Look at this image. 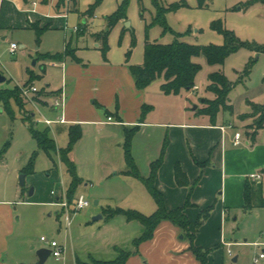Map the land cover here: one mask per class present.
I'll return each instance as SVG.
<instances>
[{"label":"rangeland","instance_id":"374dc122","mask_svg":"<svg viewBox=\"0 0 264 264\" xmlns=\"http://www.w3.org/2000/svg\"><path fill=\"white\" fill-rule=\"evenodd\" d=\"M59 1L16 0L15 3L24 8V11L15 12L18 13V19L11 25L0 28V73L6 77L5 81L0 82V90L12 88L16 84H21V87L31 84L39 90L38 93H31L30 97L21 94L27 114H35L30 119L24 118V110L14 100L8 106L0 102V199L12 201L17 209L16 217L22 214V221L17 226L20 235L16 236V232V237L11 239L10 251L6 257L9 260H19L21 264H40L38 250L48 247L41 240L42 236L49 241H58L63 247L60 258L50 254L44 264H76L75 255L85 261H89L92 256L114 259L118 256L117 246L128 251L134 250L133 240L143 233L144 227L137 220L127 222L123 215L113 219H107L104 215V218L98 220H94V217L102 215L107 207L136 209L146 215L155 212H143L136 205L135 199L127 198L131 192L137 193V185L142 189L146 186L138 179L132 177V180L121 165L116 163L111 167L113 161H116L114 155L117 153H110V157L103 158L100 151H85L82 147L77 148L75 153L78 159L77 162L74 160L82 182L75 187L70 200L67 190L71 176L66 164L58 154L42 150L33 137L32 125L42 129L45 127L44 120L50 116L51 108L48 107L54 98L48 97L47 83H51L50 88L53 89L62 85L61 69L49 65L56 59H45L43 56L63 53L65 42L69 40H72L71 49L75 52L76 48L73 47H77L82 56L93 53L101 55L102 52L95 48L93 35L107 30L106 17L114 13L125 0H102L95 7L94 15L85 16L86 18L83 17L84 13L97 0H64L57 7ZM33 2L37 3L36 6ZM176 2H186L187 6L166 14L167 24L172 31L164 32L159 23H152L157 15L154 0H127L126 19L119 20L111 30L107 55L112 53L126 56L130 50L129 61L140 65L144 61L147 36L150 41L170 43L175 39L174 32L185 33L179 38L189 43L222 45L225 43L224 36L211 28L212 21L221 19L225 27L245 44L231 53L224 64L210 65L203 54L195 57L194 61L200 63L202 69L197 75L195 88L187 93L182 91V101L184 98L187 100L189 118L190 115L193 117V113L205 107L203 99L215 98V94L207 88L208 76L211 72L221 71L232 85L228 95L232 110H225L224 118L244 129V119L250 118H241V115L250 114L252 104L264 105V0H209V6L205 8L199 7V0H157V3L164 6ZM33 7L44 14L68 12L63 19L40 18L30 23L28 17L31 20L33 15L27 11ZM35 22L38 25L32 26ZM75 26L80 27L78 32L74 30ZM2 35H7V39L3 40ZM11 43L18 45L15 53L10 51ZM34 61L37 62L36 65ZM42 63L46 70L42 69ZM30 70L34 72V79L25 83L31 79ZM153 85L156 87L157 84ZM68 142L60 141V145L56 144L58 147H66ZM24 169L30 171L25 173ZM22 173L26 175L25 185L20 183ZM61 196H64L63 200L67 197L70 212L56 204L57 197ZM81 196L90 205L75 209ZM99 199L100 203H96ZM139 206L149 210L144 204ZM252 223H255V227L254 231L251 227L248 228L249 236L255 237L259 227L258 237L264 238V224ZM31 247L35 248L33 252ZM263 248L264 246H248L242 253L240 262H233L232 258L230 262L259 264L255 262V258L264 253ZM130 261V264H135V258Z\"/></svg>","mask_w":264,"mask_h":264},{"label":"crops","instance_id":"0c3cea01","mask_svg":"<svg viewBox=\"0 0 264 264\" xmlns=\"http://www.w3.org/2000/svg\"><path fill=\"white\" fill-rule=\"evenodd\" d=\"M15 2L16 0L0 1V28L11 25L16 21L18 13L24 11ZM33 9L34 7L27 11L33 15L31 20L28 17L30 23L40 18L55 20L64 17L54 16L55 14L47 16L48 13H39ZM7 37L2 35L3 40ZM94 40L95 48L102 52L101 43L95 38ZM73 48H76L75 54L79 60L66 56L49 63L50 66L61 69L62 85L53 89L50 88L51 83H47L49 90L46 92L49 98L64 95L65 105L58 109L48 107L51 110L46 119L54 122L48 125L44 121L45 127L42 129L52 131L50 135L60 145V141H69V127L80 125L82 137L70 153L73 161L77 162L75 152L82 147L85 151H100L103 158L110 157V153H117L118 155H114L116 161H113L111 167L117 163L126 170L125 132L126 129L138 126L133 138L132 154L145 177L150 174L151 163L160 156L164 140L168 137V146L157 172L155 187L163 195L168 209L183 206L190 197L191 206L186 209L190 220L189 229L191 233H195L197 245L210 249L208 264H232L230 258L233 262H240L242 253L248 246H264V238L258 237L259 227L255 237L248 233L249 227H255L252 222L264 224V206L255 207L249 212L243 208L246 179L264 171V127L252 138L246 132V126L252 123L254 117L244 119V129L234 121L225 120L224 112L218 114L215 124L211 123L209 116L198 114L197 111L189 118L187 100L184 98L182 101L184 93L164 94L161 79L145 89L136 86L130 70L132 63L128 61L127 53L126 56L111 53L105 59L103 53L82 56L77 47ZM36 63L35 61L34 65ZM41 66L46 70L44 63ZM33 74L30 70V78ZM155 83L156 87L153 85ZM20 85L15 86L21 87ZM144 105H151L152 108L142 116ZM62 116L65 121H57ZM109 116L113 120L109 121ZM53 124H56L55 127H52ZM237 132L242 133L240 145H235ZM177 163L187 173L188 185H178L175 173ZM130 177L138 179L132 175ZM137 189L136 194L131 192L127 198L135 199L136 205L143 212H154L157 205L148 189H142L140 185H137ZM100 201L101 199L97 202ZM141 202L149 210L140 208L139 205H143ZM208 209L211 214L198 225L199 218ZM16 213L17 209L11 200L0 199V264H21L19 260H9L6 257L10 251L11 239L20 235L17 226L22 221V214L16 217ZM181 235L184 237L181 238ZM189 246L190 240L182 229L164 220L156 228L154 237L143 242L139 253L130 257L126 264H130V260L134 258L135 264H202ZM30 250L33 252L35 248L31 247ZM262 250L264 252V248ZM77 258L80 257L75 255L76 264ZM257 263L264 264V258H260Z\"/></svg>","mask_w":264,"mask_h":264},{"label":"trees","instance_id":"16d2710c","mask_svg":"<svg viewBox=\"0 0 264 264\" xmlns=\"http://www.w3.org/2000/svg\"><path fill=\"white\" fill-rule=\"evenodd\" d=\"M102 0H97V2L91 5L84 16H93L95 7ZM155 1L157 7V15L153 19L152 23H159L163 27L164 32L172 31L166 21V14L178 10L181 6H187L186 2H176L171 3L168 6L160 5ZM209 0H199V7H208ZM127 0L119 5L117 10L111 15L106 17L107 20V30L99 33H95L94 38L101 43L102 53L105 59H107V52L109 49L108 37L119 20L126 19V7ZM64 3V0H60L57 7H60ZM38 22L32 23V26H37ZM211 28L215 31L221 33L225 38V43L222 45L208 44L199 45L189 43L187 41L181 40L179 37L185 35V33L174 32L175 39L170 43H161L158 41H150L148 36L145 43L144 49V61L140 65L131 64L130 70L134 77L136 86L139 89H145L154 81L161 79L162 85L161 89L164 94L170 95L180 94L184 91H191L195 88L196 78L202 69V65L194 61L195 57L204 55L208 64L218 65L224 64L226 58L233 52L238 51V49L245 44L241 41L233 31L226 28L224 22L219 20H214L211 23ZM130 50L127 52V59L129 61ZM66 56H71L72 58L79 60L73 49H71V41L67 42L65 50L63 53L58 54H48L44 55L43 58L52 59H63ZM34 74L31 79L27 82H31L34 79ZM209 85L208 90L215 94V98L208 99L205 98V107L198 109V114H204L209 116L212 124L217 121L218 114L224 112L225 110H232V106L228 103V95L231 91L232 85L228 81L226 75L221 71L211 72L208 76ZM22 92L19 86L14 88H6L0 90V102L5 106L10 105L11 100H14L20 107L24 110V118L30 119L32 114L28 113L24 106V99L21 96ZM152 108L151 105H144L142 116L148 113V110ZM252 112L247 115H241V118L254 117V122L246 126V132L255 138L257 131L264 127V105L263 104H252ZM32 134L36 139L39 147L46 151L47 153H56L60 156L61 160L66 164L67 171L71 176V182L67 190V197L71 200L75 187L82 182L79 177L75 162L70 158V153L73 150L75 144L82 137V129L80 125H71L69 127V142L66 147H58L54 138L50 135V130L39 129L32 125ZM139 129L135 126L130 129H126L125 132V158L127 163V169L125 172L143 181L146 188L154 198L157 209L154 213L146 215L136 209H125L121 207H107L103 211V215L107 218H113L117 215H123L128 221H139L143 227V233L133 240L134 250L128 251L123 248L117 247L118 256L114 259H99L91 258L89 261L81 260L77 258V264H126L132 255L139 253L140 245L152 239L155 234L156 228L161 224L162 221L167 220L176 226L180 227L184 232L185 236L190 240L189 249L195 255V257L202 263L208 264L210 249H205L195 243V233H191L189 226L190 220L186 213V209L191 206L190 197L187 198L185 204L181 207L175 209H168L163 195L155 187V179L160 166L163 163L166 148L168 146V137L165 138L160 156L151 163V172L149 176H143L134 160L132 154V143L133 138ZM199 163V162H198ZM30 169H24L23 172L27 173ZM176 180L178 185L185 186L189 184V178L182 166L177 163L175 166ZM262 175L260 179L256 177H248L245 181L244 186V210L251 211L255 207L264 206V194H263V183H264V171H261ZM69 200V201H70ZM210 215V209L203 212L202 216L199 218L198 223L200 224L202 220L206 219Z\"/></svg>","mask_w":264,"mask_h":264},{"label":"built area","instance_id":"2783aa9c","mask_svg":"<svg viewBox=\"0 0 264 264\" xmlns=\"http://www.w3.org/2000/svg\"><path fill=\"white\" fill-rule=\"evenodd\" d=\"M36 4H37L36 2H33L34 6H36ZM33 10H35V7H34ZM67 12L63 11V12H61L59 14L56 13L54 16H64V17H66ZM47 16H53V15L47 14ZM74 30L78 32L80 30V27L79 26H75ZM17 49H18V45L16 43H11L10 51L12 53H15L17 51ZM20 89H21L22 94L24 96H27V97H30L31 93L35 94V93H38V91H39L37 89V87H35L33 85H25V86L20 87ZM64 105H65L64 95L54 97L53 103L51 104V106L55 107L56 109L63 108ZM108 119H109V121H111V120H113V117L109 116ZM44 121L48 125H51L54 122L53 120H50V119H45ZM57 121L64 122L65 119L62 116V117L58 118ZM241 140H242V133L241 132H237L236 135H235V145H240L241 144ZM261 176L262 175L259 173L255 177L260 179ZM63 197L64 196L58 197L57 198L58 200H57L56 204L63 206L68 212H70V204L66 200L67 197L65 196V200H63ZM89 205H90V202L87 199H85V197L81 196L78 199L77 203H76L75 209H83L85 207H88ZM41 240L48 244V248H50L52 250V253H51L52 255H54L57 258H60L62 256L63 247L58 243V241H56V240H50L49 241L48 238H46L45 236H42ZM260 258H264V253H261L259 257L255 258V262H258V260Z\"/></svg>","mask_w":264,"mask_h":264},{"label":"water","instance_id":"95a60500","mask_svg":"<svg viewBox=\"0 0 264 264\" xmlns=\"http://www.w3.org/2000/svg\"><path fill=\"white\" fill-rule=\"evenodd\" d=\"M127 25L129 26V23L127 22ZM34 64H35V61H34ZM6 80V77L5 76H3L1 73H0V82H3V81H5ZM205 101V99H203L202 100V102H204ZM25 173H22L21 175H20V183H21V185H25ZM33 193V189H31V192H30V194H32ZM96 203H98L97 201H96ZM103 217V215H98V216H96V217H94V220H97V219H101ZM184 236L183 235H181V238H183ZM52 253V250L50 249V248H41V249H39L38 250V255H39V257H40V261H39V263L40 264H44L45 263V260L47 259V257L50 255Z\"/></svg>","mask_w":264,"mask_h":264}]
</instances>
